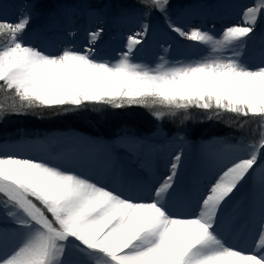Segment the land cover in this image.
<instances>
[{
	"label": "snow or ice",
	"instance_id": "6c2138e0",
	"mask_svg": "<svg viewBox=\"0 0 264 264\" xmlns=\"http://www.w3.org/2000/svg\"><path fill=\"white\" fill-rule=\"evenodd\" d=\"M140 3L148 9L144 16L160 12L169 31L206 54L176 62L161 56L154 67L136 61L151 28L147 23L126 37L114 59L96 53L103 28L88 33L83 50L68 46L51 54L24 42L31 16L21 13L15 23L0 20V37L7 38L0 45V92L11 94V103H0V119L94 104L159 108L151 111L157 120L196 108L210 119L231 113L264 124V60L250 67L239 51L264 14V0L243 11L242 24L248 26H227L219 37L174 21L169 0ZM237 151L247 157L216 163L213 179L197 189L193 212L173 210L190 202L179 180L181 153L146 197L50 162L0 153V216L11 224L0 228V264H264V180L258 204L249 208L259 243L241 248L224 236L232 197L264 167V136Z\"/></svg>",
	"mask_w": 264,
	"mask_h": 264
},
{
	"label": "bare ground",
	"instance_id": "6f19581e",
	"mask_svg": "<svg viewBox=\"0 0 264 264\" xmlns=\"http://www.w3.org/2000/svg\"><path fill=\"white\" fill-rule=\"evenodd\" d=\"M255 6V0H236L225 5L224 11L213 14L205 12L194 14L188 17L184 22H177L187 26H200L205 30H212L217 37L222 30L233 24H242V13L249 7ZM77 11L74 8L67 7L61 10V14L52 23L38 22V24L29 30L27 38H23L25 43H31L33 46L40 47L51 54H57L64 47L71 46L76 50H83L87 47L82 42L69 40L64 36L66 31L80 33L76 27L85 26L82 29L88 34L97 28H103V33L107 34L101 41V48L104 50L96 53L100 58H112L124 50V46L115 50L111 47L109 41L112 38L119 37L126 40L128 35L140 31L141 22L135 17H121L120 19L109 18L106 15H97L94 10H88L86 7ZM21 13L29 14L31 19L33 14L30 9L21 1L0 0V20H8L11 23L18 21ZM124 25L125 28L120 27ZM242 26H248L243 25ZM66 29V30H65ZM65 32V33H64ZM69 32V33H70ZM39 33L46 35L53 33L58 36L57 42L53 39L45 41L39 36ZM103 33L100 38H103ZM160 39L163 43H158L160 47L167 44L169 40L180 41L184 39L178 37L167 29L165 24H157L150 29L145 42L138 47L135 54V60L155 66V57L157 53L149 48V41ZM55 43H58L57 45ZM244 47L250 48L249 56L241 60L247 61L248 66H259L264 60V16L261 15L254 29V33L246 40ZM161 54V51L159 52ZM226 55L231 52H226ZM178 61V59H175ZM250 62V63H249ZM46 134V135H45ZM35 133L30 139H5L0 142V153L20 154L24 158H36L66 169L75 170L78 174L82 173L91 177L94 181L98 180L102 184L115 185L117 188L123 187L124 191H133L143 196L163 180L168 173L169 162L177 153L182 154L181 168L179 170V180L190 192V202L185 205L174 208L178 212H193L196 210L197 189H203L205 185L213 179L212 172L216 163L222 159H231L236 156L247 157L246 151H237L243 149L244 144L238 141H228L224 138L206 141L202 137L190 141L180 139V142H156L149 143L150 138L141 137L136 139L137 134L122 131L117 139H105L92 137L95 135H81L69 131H53L48 133ZM122 144L126 149H121ZM134 155V157H133ZM143 156V157H142ZM142 157L143 159H140ZM145 157V158H144ZM264 159V157H262ZM155 174L158 177L155 179ZM264 180V167L257 168L243 186L235 193L230 202L227 215L229 224L224 230L226 242L235 244L241 248L251 249L254 244L259 243L257 232L259 226L251 215L249 208L251 205L258 204L260 182ZM238 206L239 211L234 210ZM7 223V224H6ZM10 223L0 221V228L11 227ZM98 264H102L99 261Z\"/></svg>",
	"mask_w": 264,
	"mask_h": 264
},
{
	"label": "trees",
	"instance_id": "16d2710c",
	"mask_svg": "<svg viewBox=\"0 0 264 264\" xmlns=\"http://www.w3.org/2000/svg\"><path fill=\"white\" fill-rule=\"evenodd\" d=\"M26 1V0H25ZM36 6L41 4L43 7L48 1L52 0H27ZM74 0H65L64 3H71ZM93 4L99 5L102 0H90ZM117 1V0H114ZM210 0H169L168 13L174 18L175 15L184 11H193L195 7ZM95 4V5H96ZM115 13L139 12L144 14L148 11L140 0H120L113 4ZM150 16V15H149ZM151 16L163 20V15L156 11H151ZM151 21L149 18H144ZM10 93L0 92V103H11ZM162 110L154 108L152 110L144 107H125L113 109L106 105L88 104L85 107L69 111L67 113L60 110H36L35 113L27 115H7L14 122L10 123L9 128L0 126V138L16 133L18 128L26 131H33L36 128L47 130L55 129H74L90 135L113 136L121 130H129L145 136L159 135L158 130L165 137H201L211 135H221L230 137H244L247 141L258 143L262 138L261 122L252 117H238L231 113H223L219 119L209 118L210 113L203 110L192 108L185 114L178 112L176 116H165L157 120L151 111ZM187 115L188 119H185ZM6 117V116H4Z\"/></svg>",
	"mask_w": 264,
	"mask_h": 264
},
{
	"label": "rangeland",
	"instance_id": "374dc122",
	"mask_svg": "<svg viewBox=\"0 0 264 264\" xmlns=\"http://www.w3.org/2000/svg\"><path fill=\"white\" fill-rule=\"evenodd\" d=\"M19 1H23V0H19ZM235 1L236 0H213L210 2L206 1V2H204L203 7H201L202 5H200L198 7H195L193 11H184V12L177 14L176 17L174 18V21L184 22V20H186L190 16H193L194 14H202V13L210 12V11L215 15L217 13L223 12L225 5H228L229 3H232ZM64 2H65V0H52V3H51V1H48L47 5L44 7L41 4H37V6H36L33 2H25V5L28 6V8L30 9V13L33 14V18L35 20L43 19L44 22L47 21L46 23H48V21L50 23H52L53 21L58 19V17L60 16V14H58L59 11H61L63 8H67L68 6L71 8H74V10H77V11L81 10L80 8L85 9L84 7H86L88 10L90 9V10L96 11L98 16L106 15L110 18L111 17L117 18V17H115L116 13L114 12L113 4L115 2H120V0H117V1L102 0L101 3H99V5H97L96 3H95L96 5L93 4L90 0H74L68 4H66ZM125 14H127V13H125ZM129 15H131L135 18H138L140 21H142L143 18H149L150 17V19L152 21L151 27L156 26L157 24H163L164 23V19L163 20L156 19V17H154V16L152 17L151 15L150 16H144V14H141L139 12L131 13ZM262 15L264 16V14H262ZM29 24H31V23H29ZM187 26L192 27L189 24ZM69 32L70 31H66V33L64 32L65 33L64 36L68 39V41L71 39V40H75V41H79V42H84V39H88V36L86 35L85 31H83V30H82L83 33L80 35H75L78 33H75L74 31L70 32V33ZM30 35H32V34L31 33L29 34L28 31H25L23 38H27ZM39 36L44 38L45 41H51V39L57 41L59 38L58 36H56L53 33H49L46 35H42L39 33ZM6 39H7L6 37H0V45L5 43ZM166 42H168V43L165 44L163 47L157 48L156 45L153 46L152 43L149 41V48H152L153 50L154 49L158 50L159 52L161 51V54H159V57L165 56L169 61H172V62H176V60H175L176 58L178 59V61H187V60H192V59H198L202 55L206 54V49H204L202 47L194 46V42L188 41L185 38L180 39V41H178V42L175 41L174 39L166 41ZM169 45H170V47H169ZM96 48H97V46H96ZM164 49H167V51H164ZM245 50H246L245 47H242L239 49V51L241 53V57H243V54H245V53L249 54L251 52V51H249L250 48L247 49L246 51ZM228 55H231V54H228ZM242 62H243V60H242ZM244 62L248 63L247 61H244ZM13 122L14 121L12 119H10L9 117L6 116V117H3L2 119H0V126L2 125L4 128H9L10 123L13 124ZM260 126L262 127L261 136H264V124L261 123ZM59 131H62V130H59ZM66 131L73 132L74 134L75 133H79L81 135L83 134V133L76 131L75 128L72 130L66 129ZM16 132H18V134L15 133L12 136L18 135L16 137H19L22 134V130L16 131ZM158 132H159V135H155V137H153V139L157 138L156 140L158 143L159 142H169L170 140L173 142H176V141L180 142V139H182V137H178V136L166 138L162 134V132H160V130H158ZM83 135L89 136L86 133ZM140 136L141 135H138L136 139H139L142 137V136L141 137ZM92 137H94V136H92ZM96 137H100V136H96ZM201 137H195V138L190 137L193 139L184 138V140H186V141H190V140H194V139L196 140V139L201 138ZM100 138L105 139L104 137H100ZM202 138L205 139L206 141L224 138V139H227L230 141H232V140L238 141L239 143L244 144V145L255 143V142L251 143V142L247 141L246 138H244V137H237V138L233 137V138H231L230 136H225L224 134H222V136L221 135H211V136H206V138H204V137H202ZM258 143H255V144H258ZM4 220H5V218L3 216H0V221H4Z\"/></svg>",
	"mask_w": 264,
	"mask_h": 264
}]
</instances>
